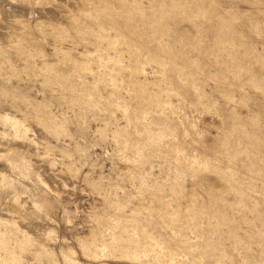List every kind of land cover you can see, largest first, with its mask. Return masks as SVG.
I'll return each mask as SVG.
<instances>
[{
  "label": "clouds",
  "instance_id": "obj_1",
  "mask_svg": "<svg viewBox=\"0 0 264 264\" xmlns=\"http://www.w3.org/2000/svg\"><path fill=\"white\" fill-rule=\"evenodd\" d=\"M0 264H264V0H0Z\"/></svg>",
  "mask_w": 264,
  "mask_h": 264
}]
</instances>
